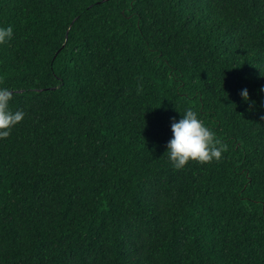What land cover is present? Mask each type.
<instances>
[{
	"label": "trees",
	"instance_id": "16d2710c",
	"mask_svg": "<svg viewBox=\"0 0 264 264\" xmlns=\"http://www.w3.org/2000/svg\"><path fill=\"white\" fill-rule=\"evenodd\" d=\"M0 26L25 113L0 140V264H264V0H0ZM188 109L227 150L177 170Z\"/></svg>",
	"mask_w": 264,
	"mask_h": 264
},
{
	"label": "clouds",
	"instance_id": "9594fccd",
	"mask_svg": "<svg viewBox=\"0 0 264 264\" xmlns=\"http://www.w3.org/2000/svg\"><path fill=\"white\" fill-rule=\"evenodd\" d=\"M13 35L14 30L11 26H0V46L7 44ZM259 92L264 93V86ZM239 95L250 109L257 104L247 88L241 89ZM12 99L13 92L8 87L0 86V140L8 138L11 129L25 117L23 111L11 109ZM171 130L173 135L167 144L166 153L172 166L177 170L183 169L190 161L199 163L219 161L222 153L227 150L192 109H188L179 120L173 117Z\"/></svg>",
	"mask_w": 264,
	"mask_h": 264
}]
</instances>
